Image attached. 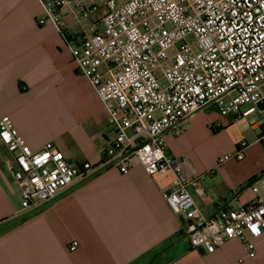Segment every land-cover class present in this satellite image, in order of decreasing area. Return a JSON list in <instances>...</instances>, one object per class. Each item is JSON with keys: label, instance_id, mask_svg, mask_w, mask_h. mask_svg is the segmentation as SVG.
Here are the masks:
<instances>
[{"label": "crops", "instance_id": "obj_1", "mask_svg": "<svg viewBox=\"0 0 264 264\" xmlns=\"http://www.w3.org/2000/svg\"><path fill=\"white\" fill-rule=\"evenodd\" d=\"M43 14L39 0H0V119L10 116L33 150L54 143L73 163L100 165L112 138L107 111L67 43L102 28L103 10L82 18L66 7L62 33L39 25ZM242 142L243 160L219 163ZM165 144L171 155L190 156L200 177L190 191L205 218L262 197L264 127L257 112L237 119L211 103L184 119L178 133L166 134ZM14 166L0 145V264H264V233L254 258L237 239L214 253L193 249L189 230L202 219H186L167 205L172 172L149 175L138 163L126 175L104 167L28 209L15 200L21 187ZM73 240L80 246L71 252Z\"/></svg>", "mask_w": 264, "mask_h": 264}, {"label": "built area", "instance_id": "obj_2", "mask_svg": "<svg viewBox=\"0 0 264 264\" xmlns=\"http://www.w3.org/2000/svg\"><path fill=\"white\" fill-rule=\"evenodd\" d=\"M38 24L62 33L66 7L90 18L103 10V27L93 26L68 48L80 72L103 103L111 127L100 165L69 161L54 143L33 150L13 120L0 119V145L15 160L11 174L21 187L23 206L53 201L75 181L105 168L129 174L136 163L149 175L172 172L173 188L164 199L176 215L201 217L189 230L193 249L214 253L231 239L256 256L255 240L264 233V182L248 207L205 218L190 191L200 179L188 154L171 155L165 135L182 121L215 103L221 115L237 119L253 112L264 127V0H39ZM165 82V84L163 83ZM249 106L246 111L242 107ZM242 142L225 161L245 158ZM80 246L69 245L71 252Z\"/></svg>", "mask_w": 264, "mask_h": 264}, {"label": "rangeland", "instance_id": "obj_3", "mask_svg": "<svg viewBox=\"0 0 264 264\" xmlns=\"http://www.w3.org/2000/svg\"><path fill=\"white\" fill-rule=\"evenodd\" d=\"M163 83L165 84V82L163 81ZM15 200H18L19 204L22 205V202H23V198H22V195H21V191H19L15 197Z\"/></svg>", "mask_w": 264, "mask_h": 264}]
</instances>
